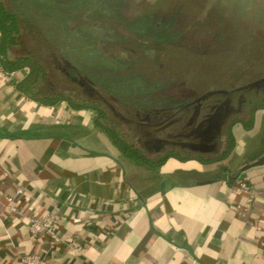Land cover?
Masks as SVG:
<instances>
[{"label":"crops","instance_id":"0c3cea01","mask_svg":"<svg viewBox=\"0 0 264 264\" xmlns=\"http://www.w3.org/2000/svg\"><path fill=\"white\" fill-rule=\"evenodd\" d=\"M25 74L0 66V264L36 252L43 264H264V165L238 176L264 153L263 109L251 129L231 126L227 157L226 128L221 152H191L212 161L170 157L152 171L122 157L94 110L19 91ZM48 212L66 242L30 233V217Z\"/></svg>","mask_w":264,"mask_h":264},{"label":"rangeland","instance_id":"374dc122","mask_svg":"<svg viewBox=\"0 0 264 264\" xmlns=\"http://www.w3.org/2000/svg\"><path fill=\"white\" fill-rule=\"evenodd\" d=\"M37 1L41 4L40 6L41 9H43V11L41 10L43 14L52 12L49 11V7L47 8V4L56 8V10L54 8V13H56L57 23L62 27V31H57L56 27L50 25V22L46 23L40 21V27L37 26V33L32 36L28 34L25 36L28 48L32 51H40L51 64V76L45 86L54 85L60 90L69 88L70 91L74 89L80 93L82 92V87H80L77 82L69 79L70 77H68L64 71L68 70L72 74L75 71L74 69L80 71V61L84 60V56L86 57V54L82 53L80 50H88L92 56H97L99 53L109 56L110 54L120 51L122 55L129 57L133 54L129 53L128 50L132 49L138 56L141 55L138 59V66H140L149 77L151 75V77L156 80L158 75L155 70H165L166 68L169 73H173L178 78V74H182L184 78L179 79L177 85L182 86L185 90L189 89L191 99L209 91L226 90L230 92L233 97V100H226L222 106L225 109L224 113H226L236 108L237 97L244 89L247 90V93L244 94L247 100L260 98L255 101L253 105H244L243 112L241 114H236L237 118L247 117L255 104L257 106L261 104L260 100L264 97V81L259 84L260 86L249 85L264 80V77L258 80L253 79L254 81H252L251 78L244 79L234 86H230L223 81L227 76L233 77L240 64L247 68L253 63V46L257 43L256 41H252L251 32L264 35V0H128V4H124L123 7L122 3L124 0H122L123 2L117 0ZM112 1H114V5H116L115 3L117 2V13L119 17L122 18L123 21L127 19V17H129V19H134L131 20V22L137 29L138 25L149 27V25L152 24L154 19L153 15L155 14L157 15L155 20L156 23L160 21L163 22L164 20L166 21L167 17L172 24L178 26L185 34L192 33L194 37L197 35V30L200 29V35L191 41L189 38L183 48L173 45L166 46V50L164 48L149 49L147 47H149L150 44L153 45L151 36H147L146 38L143 37V41L140 42L122 44L123 46H120L121 48L119 49L110 47L109 40L106 39L105 36L107 35L106 33H108V31L111 32L112 29H118L122 34L128 33L132 35L133 38L138 37L137 34V36H135L136 32L130 31V29L124 27L125 24L122 26V24L113 20L111 15H118L116 13V6L114 7ZM43 3H46L45 7ZM141 3L146 6L138 7V4ZM33 8L37 10V6H33ZM96 11H98L96 17L99 16L100 18L98 23L92 20L94 17H91V15H96ZM114 24L116 25L115 27H113ZM169 31V29L164 30L161 35L164 37L171 36L174 30L171 29V31ZM50 35H55L59 44L55 43L54 46L50 44L46 39V37H50ZM58 37H63V42ZM212 39L216 40L215 44L211 43ZM122 47L123 49L126 48V50H123ZM256 47L255 45V49ZM87 59L88 58H86V60ZM93 60L94 59H92V61ZM102 61H105V59L103 58L100 60V62ZM68 65H71V67ZM107 70H109V68H107ZM127 71H129V69L121 70L124 75ZM96 73L102 81L108 84L111 83L106 76L108 74ZM73 75H77V73L75 72ZM169 76L171 75L165 77L172 79V77ZM80 79L83 81L82 78ZM248 81L250 82L247 83ZM96 87L100 93L108 99L119 117L123 119L131 118L137 123L135 111L128 112V109L119 103L117 99L118 96L115 93L106 88L105 91L99 85H96ZM223 99L224 95H215L210 98L209 103L218 100L221 101ZM105 108L111 116L110 120L116 123L121 130H127L128 132L127 127L129 125L124 123L118 116L114 115L109 107L105 106ZM144 113H150V111L140 112L142 116ZM260 114L264 115V109L263 111H259V115ZM135 126L137 132H131V140L140 145L142 140L145 142V138L142 137L143 134H141L142 136L139 138L138 131L143 130L145 127H139L138 123ZM174 128L179 130L181 126H175ZM145 130H147V128H145ZM167 131L173 132V128ZM164 135L165 132L160 133V136ZM226 139V133L224 131L219 139L217 154L224 149Z\"/></svg>","mask_w":264,"mask_h":264},{"label":"trees","instance_id":"16d2710c","mask_svg":"<svg viewBox=\"0 0 264 264\" xmlns=\"http://www.w3.org/2000/svg\"><path fill=\"white\" fill-rule=\"evenodd\" d=\"M117 1L123 2L122 0ZM112 2L114 5V1ZM43 4L45 7L46 3ZM115 4L114 7L116 6L117 13V2ZM122 4V7L124 4L127 5L128 0H124ZM40 5V2L37 0H0V66L4 71L9 73L18 71L26 72L23 77L14 79V84L19 91L44 105H56L61 102H68L75 109L94 110L96 112V126L108 135L114 145L120 150L122 157L129 162L146 167L149 170H158L170 157L181 160L198 158L203 162H209L214 159L199 156L195 157L191 152H186L181 149H171L160 155L149 154L131 140V134L125 130H121L116 123L110 120L111 116L102 103L83 100L78 96L61 91L52 85L45 86L51 76V64L40 51H32L28 48L25 36L26 34L29 36L36 34L37 28L40 27L43 21L46 23L50 22V25L56 27L57 31H62V27L57 23L56 13H54L55 7L47 4V8L49 7V11L52 12L43 14V9H41ZM33 6H37V10H34ZM139 6L144 7L146 5L141 3L138 4V7ZM95 13L96 15H91V17H94L92 20L98 23L100 19L99 16L96 17L98 11ZM117 15L118 16L111 15L114 21L119 22L122 26L125 24L124 27L130 29V31L136 32L135 36L138 35V37L133 38V36L128 33L122 34L118 29H112L113 32L108 31V33H106L107 35L105 34V38L109 40L110 47H116L118 49L121 48L120 46H123L122 44L140 42L143 41V37L146 38L147 36L152 37L153 43V45L150 44L149 47H147L149 49L164 48L166 50L168 46L173 45L183 48L189 38L190 41L194 40L201 32L198 27L199 30H197L196 36L193 37L192 33L185 34L178 26L172 24L167 17L166 21H160L161 24L160 22L156 23L155 20L157 15L155 14L153 15L154 19L152 24L149 25V27L138 25L137 29L131 22V20L134 19H129V17L126 16L127 19L123 21L118 13ZM115 26L114 24L113 27ZM168 29L170 31L171 29L174 30L171 36H162V32ZM251 33L252 41H256L257 43L255 44L257 46L256 49L255 45L253 46V63L247 68L240 64L233 77L227 76L223 82H226L230 86H234L244 79L251 78L252 81H254L264 77V35L257 32ZM58 38L63 42V37ZM46 39L50 44H53V46L55 43H58L55 35H50V37H46ZM215 42L216 40H211L212 44H215ZM123 50H126V48ZM80 51L86 54V57H83L84 60L80 61L81 65L79 68L81 73L92 79L94 83L102 87L103 90L106 91L107 89L115 93L118 96L117 99L125 104L135 106L139 109L164 107L178 108L193 99H191L189 89L185 90L182 86L177 85L178 80L184 78L182 74H178V78L173 73H169L166 68L165 70H155L158 75L156 80L151 77V75L149 77V75L138 66V59L141 55L138 56L132 49L128 50L129 53L133 54L129 57L122 55L120 51L110 54L109 56L103 53L92 56L88 50ZM86 58H88L89 61L88 59L86 60ZM91 58L94 60L92 61ZM103 58L105 61L100 62ZM107 68H109V70H107ZM124 69H129V71L125 72V75L121 72V70ZM96 72L104 75L108 74L106 76L111 83L108 84L102 81ZM168 75H171L169 77H172V79L165 77ZM249 82L250 81L247 83ZM260 102L261 104L259 106L256 104L253 106L247 117H235L231 120L230 126L227 128L228 141L226 151L221 158L227 157L236 145V138L231 130V126L240 122L246 129H251L254 126L256 111L259 108L264 109V97Z\"/></svg>","mask_w":264,"mask_h":264},{"label":"flooded vegetation","instance_id":"af4514ba","mask_svg":"<svg viewBox=\"0 0 264 264\" xmlns=\"http://www.w3.org/2000/svg\"><path fill=\"white\" fill-rule=\"evenodd\" d=\"M74 73L77 75H73L64 70L65 73L70 77L69 79L75 81L82 87V92H77L76 90L61 89L66 93H70L74 96H78L83 100H89L92 102H99L103 105L109 107V109L113 112L114 115H119L115 112L114 107L111 103L106 99V97L100 93L97 89L96 84L92 79L83 75L81 71L78 69H74ZM79 74V75H78ZM81 76V77H79ZM86 78V81H81L80 78ZM56 88V86L52 85ZM260 86V85H258ZM264 86V85H263ZM264 89V88H263ZM60 90V89H59ZM247 93V90H242L241 93L237 97V105L236 108L227 112V116L222 120L220 130L216 129L215 122L219 119L221 113H224V108L222 107L224 102L229 99L233 100L232 94L229 93H219L224 95V99L221 101H215L209 103V100L212 96L219 95L214 94L207 99L196 101L200 98L201 94L192 100L186 102L182 106L178 108H154V109H139L135 106H130L129 104H125L121 101V103L127 111H135V115L137 117L138 126L145 127L143 130L138 131L139 138H145V142L142 140L140 143V147H142L147 153L152 155H160L164 154L166 151L171 149H181L186 152H198L195 151L192 147L188 146L187 142H196V143H206L211 144L215 143V149L218 148L219 139L222 136V133L226 131V128L230 126V122L233 118L236 117V114H241L243 112V106L247 104H252L259 100L260 98L246 99L244 94ZM141 111L149 112L144 113L142 116L140 114ZM129 125L127 127L128 133L135 132V123L131 118L123 119L119 117ZM181 126L179 130L174 128L175 126ZM173 128V132L167 131L168 129ZM127 131V130H126ZM137 132V131H136ZM161 132H165L164 136H160ZM226 133V132H225ZM213 137L212 141H207L208 138ZM205 147V146H204Z\"/></svg>","mask_w":264,"mask_h":264},{"label":"built area","instance_id":"2783aa9c","mask_svg":"<svg viewBox=\"0 0 264 264\" xmlns=\"http://www.w3.org/2000/svg\"><path fill=\"white\" fill-rule=\"evenodd\" d=\"M8 77L13 78L15 72H6ZM238 189L244 192H250V185L246 180H238ZM19 193L23 190L18 189ZM8 200L12 201L11 197ZM249 201H252V196H249ZM12 212H19V209L15 206L9 207ZM29 230L33 237L39 238L41 236H47L53 243H63L66 239L60 231V217L57 213L48 212L42 215H34L29 219ZM75 247L79 248L80 245L77 242L73 243ZM264 244V242H263ZM22 262L24 264H43L44 256L40 252L26 254L22 257Z\"/></svg>","mask_w":264,"mask_h":264},{"label":"water","instance_id":"95a60500","mask_svg":"<svg viewBox=\"0 0 264 264\" xmlns=\"http://www.w3.org/2000/svg\"><path fill=\"white\" fill-rule=\"evenodd\" d=\"M69 67H71V65H68ZM68 73H70L67 70ZM83 81H86V78H82ZM264 80L262 81H257L255 83H252L249 86H254V85H259L260 83H262ZM219 93H229L226 90H213V91H209L207 93H205L204 95H202L200 98H198L196 101H201L204 99H207L208 97L214 95V94H219ZM227 101H230L229 99H227ZM227 116V112L226 113H221L219 116V119L216 120L215 122V128L218 129V131L220 130V126L222 123V120ZM213 137H210L207 139V141H212ZM188 146L192 147L194 150H199V151H208V150H212L215 148L216 144L215 143H211L206 144V143H196V142H187L185 143ZM205 146V147H204ZM264 165V153H262L259 157H257L256 159L252 160V161H248L246 162L244 165H242L238 171V176H240L241 174H243L244 172H246L247 170L257 167V166H263ZM234 177H231V179H233Z\"/></svg>","mask_w":264,"mask_h":264}]
</instances>
